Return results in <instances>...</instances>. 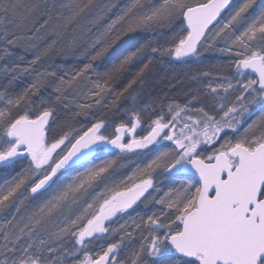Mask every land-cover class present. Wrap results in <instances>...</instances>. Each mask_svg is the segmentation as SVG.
Listing matches in <instances>:
<instances>
[{"label":"snow or ice","instance_id":"6c2138e0","mask_svg":"<svg viewBox=\"0 0 264 264\" xmlns=\"http://www.w3.org/2000/svg\"><path fill=\"white\" fill-rule=\"evenodd\" d=\"M255 5L256 0H241L221 20L232 0H159L151 5L129 0L97 31L89 62L61 77L52 86L53 95L45 97L40 90L48 86L47 77H54V72L39 74L15 95L0 91V169L27 162L12 180L0 185V213L14 209L11 218L0 220V264H264V8L250 14ZM95 7V0H81L71 8L64 5L69 9L65 13L57 12L54 3L49 9L40 0H0V45H5L0 58L11 55L10 46L37 38L36 33L50 23L55 25L53 38L30 66L54 52L61 41L75 45L78 38L69 29ZM102 18L103 9L89 24ZM156 26L173 29L170 47L156 46L152 40L133 43L103 71L96 70L92 61L122 37ZM239 28L243 30L236 34ZM14 29L26 31L18 35ZM218 39L225 43L219 51L229 54L231 70L203 84V91L186 93L185 103H169L167 113L161 111L151 120L146 135H134L141 123L135 106L131 122L116 123L114 131H108L112 121L98 117L82 129L69 125L61 135H49L58 105L67 108L73 103L68 93L81 80L92 85L86 99L99 104L132 65L146 58L114 93L109 107L125 96L135 101L136 88L157 55L199 57L201 47H213ZM21 74L13 75L12 81ZM205 97L210 100L207 108L202 103ZM92 106L77 103L73 119L87 116ZM257 111L260 115L243 127ZM126 135L131 138L124 142ZM112 149L119 150L116 156L145 149L155 155L126 180L105 183L87 201L89 190L95 191L105 181L116 160L70 174L76 166L83 167ZM158 169L169 178H181L159 199L148 201L160 205L159 210L146 219H133L132 230L127 224L110 229L106 222L147 199L151 189L159 191L153 177ZM29 201H34L30 208ZM118 232L123 233L119 240L97 251L89 248L93 240ZM137 233L139 244L119 259L125 239Z\"/></svg>","mask_w":264,"mask_h":264},{"label":"rangeland","instance_id":"374dc122","mask_svg":"<svg viewBox=\"0 0 264 264\" xmlns=\"http://www.w3.org/2000/svg\"><path fill=\"white\" fill-rule=\"evenodd\" d=\"M55 1L56 0H40V3H43V4L46 3L48 6L49 5L52 6L53 3L55 4ZM98 1L100 2V0H98ZM95 2H96V0H95ZM128 2H129V0H122L120 2V4L118 2L117 5H111V6H110L111 3L109 4V1L108 2L102 1L99 3V9L100 10L98 12V8H97V10H95L93 16L95 17L97 14H99L101 12V9H103V18L98 23L92 24V25L90 24V26L87 27V28H91L92 31L91 32H89L87 30L85 31V34L88 35V37H90L89 39H87L88 41L86 40L87 42L84 45L85 52H89L91 50L90 45H91L93 39L95 38L97 31L98 30L102 31L104 26L107 23H109L112 19H114L116 17V15H118L121 12V10L128 4ZM240 2H241V0H235L233 2L232 6L228 10H226V12L223 14L222 17H220V19L221 20L226 19L229 12L232 11L234 7L238 6ZM146 3L150 4V5L156 4V3H159V0H147ZM68 6L70 7V5H68ZM112 6L115 7L114 11H113L114 8H112ZM260 8H264V0H256V5L254 6V8L252 10H250V14L257 12ZM68 10L69 9H67L66 11H68ZM0 19H3V17H0ZM5 23H7V22L5 21ZM175 23H176V26H178L179 22L177 21ZM74 25L75 24H73L71 26V28L69 29V32L72 31V28ZM9 26L11 27V25H8V27ZM37 27H39V25H37ZM20 30L22 32L26 31L24 29H20ZM153 30H155V32H156L155 34H156L157 38H150V39L148 38L147 39L145 37H142L144 39H140V40L138 39V41L140 43H143L146 40H152V41H154V44L156 46L161 45L162 48H167V47L171 46V44H172L171 36H172V31H173L172 28L167 27V26H164V27L156 26L153 28ZM160 30L163 33H159ZM242 30H243V28H239V30L237 31L236 34H239V31H242ZM142 31H144L143 32L144 34L146 33V31L149 32V30H142ZM32 32H35V28L32 29ZM92 32H94V33L92 34ZM37 34L38 33H36V35ZM0 35H2V33H0ZM165 35L168 38L165 39ZM144 36H146V35H144ZM158 37L163 38L165 40H163V42H161L159 44ZM50 39H52V38H50ZM4 46L5 45H0V48H2ZM223 47H225L224 41L221 39H218L215 43V46H213V47H207V45L201 47V50H200L201 55L199 57H187V58H184V59L181 58L178 60L172 56H169V57H170V61H173V62L177 61L176 64L179 65L178 66L179 68L190 71L191 72L190 74L192 75V77H197L198 79H196V81H198L199 84H201V86H202L203 84L208 83L210 80H212L214 76H216L218 74H225V73H228L230 71V70H227L228 68L225 67L226 65H230L229 54L222 53L219 51V49L223 48ZM211 53H212V55H210ZM13 56L14 55L11 56V60L13 59ZM35 57H33V59H35ZM81 57H83V54L81 55ZM13 63L14 62H11V65H13ZM5 65H9V62H8V64H5ZM11 65H10V67H11ZM83 65H84V62H81L78 59H73L70 62V66L72 67L71 74L74 73L75 71H78L80 68L83 67ZM57 68L60 69L62 67H61V65L58 64ZM57 68H54V73L57 76L59 75V73L62 75V71L58 73ZM1 72H3L2 69H0V74H1ZM204 72H209L210 75L209 76H203L202 74ZM89 76L91 77V75H89ZM58 80H59V78H55L53 80L54 84L56 82H58ZM193 80H195V79H193ZM195 85H198V84H195ZM91 86L92 85L90 83H88L87 89L83 90V93L73 95L74 97H72V99H70L71 101H73V103H71L69 105V107L65 108L63 104L58 105L57 113H56V120L51 122V131L49 133L50 136L53 134L57 135V136L61 135L64 131L69 130V125H71L72 127L76 128V129H82L86 126H89L90 123L94 122V120L98 117L112 121L113 123H112L111 127L108 129V131L109 132L114 131L116 123H119L121 121H127L129 123L131 122V110L133 109V106H135V111L139 113L140 119H141V123L137 127L134 135L137 137L144 136L147 134L148 125L151 123V120L155 119L156 115H158L161 111H163L164 113H167V111H168L167 105L169 103L175 101L177 103L183 104L188 99V98H182V99L181 98H175V99H172V101H168L165 103H158L155 106L150 104L148 106L147 104H145L144 101H142V102L140 101L142 96L140 97L139 95H136L137 98L135 101H133L131 99V97L129 96L128 98H126V100H122L123 104H122L121 108H119L117 110L118 112H115V113L110 112L109 114H107L108 111L110 110L109 105L111 104V101L114 99V96L113 97L111 96L110 99L106 100V98H105L103 100L104 103L101 104L100 111L97 114H93L90 117L86 116L83 118L82 117L81 118L75 117V119H73L72 114H73V112H75L77 110L76 109L77 103L90 102V103H92L93 106H95L96 103H95L94 99L93 100H87L86 99L87 90ZM19 91H20V89H19ZM202 91H203V89H202ZM48 96H50V95L48 94L45 97H48ZM78 98H81L82 100L80 99L79 101H77ZM34 100L37 102L39 101V99H37V98ZM100 101H102V100H100ZM66 103H68V101ZM202 103L206 108L210 106V100L208 98L206 101L202 100ZM162 105H163V107H161ZM197 106H199V105H197ZM126 110H128V111H126ZM65 115L66 116L68 115L69 118L66 117ZM259 115H260V112L257 111L250 119L247 120V123H245L243 125V127H247V124L251 123ZM63 118H64V120L61 121ZM242 130H243V128H241V131ZM161 144L164 146L173 147L170 144V142H167V141H162ZM69 147H70V145H69ZM151 147L152 146H150V148ZM204 147L207 149V151H211L210 146H204ZM159 150H163V148H160ZM116 153H114L113 156H110L107 153L101 154L98 159H94L91 163H84L83 167L76 166L74 168V170L71 172L70 175H76L77 172H82V171H84L85 168L91 167L93 164H99L102 161L109 160V159H115L116 160V163L110 169L114 172V174L112 173L110 175L109 174L110 170H109L108 173L105 174V181L102 182L95 189V191L89 190V193L86 196L87 201H91L92 196L95 194V192H98L101 188H103L105 183H107L110 186L112 183H118L121 180H126V178L129 177L137 167H143L145 164L148 163V161L152 158V156L155 155V153H150L149 150H147V149L136 150L134 152L124 153V154H121L120 156H116ZM106 156H110L109 159H105ZM118 159L121 161H119ZM26 163L27 162H25V165H26ZM117 163H120L119 171H118V169L115 170V165H117ZM25 165H19L18 164V165L11 167V168L5 169V170H9V172L6 173V175L1 180H6V181L12 180V178H13L12 176H15L21 170V168L24 167ZM115 174H116V176H114ZM153 177L155 179L156 188H158L159 191H157L156 189H151L150 195L147 196V199L144 198L143 200H141L138 204H136L129 211V213H126L123 215H117L110 222H106V224H108L110 229L111 228H117L118 229L121 224H127L129 226V230H132V228H134V225L132 224L133 219H136L137 221H139V219L141 217H144L146 219L147 215H151L153 211L159 210L160 205H156L154 202L150 203L148 201H150L152 199V197L159 199L161 196L164 195L165 192L168 191V189L170 187L176 186L181 179L180 177H176L174 179L169 178L167 176V174H161L159 169L153 173ZM69 178H70V176H69ZM183 179H188V177H183ZM4 183H5V181H1L0 185H4ZM33 203H34V201H29L26 206L30 208ZM12 211H14V209L9 208L7 211L0 213V220H2L4 218H11L10 213ZM122 234H123L122 232H118L114 236L105 235L101 238L93 240L92 243L89 244V248L93 249V251H97L100 249L101 245L106 247L107 243L115 242L116 240H119L120 235H122ZM138 244H139V234L138 233L130 239L126 238L124 244L121 246V249L119 250L118 258L123 260L126 257H128L130 255L131 250L134 247H136Z\"/></svg>","mask_w":264,"mask_h":264},{"label":"trees","instance_id":"16d2710c","mask_svg":"<svg viewBox=\"0 0 264 264\" xmlns=\"http://www.w3.org/2000/svg\"><path fill=\"white\" fill-rule=\"evenodd\" d=\"M102 1L104 2L109 1V4L111 3L110 4L111 6V5H117L118 2L120 4L122 0H100V2ZM27 2H31V0H27ZM80 2L81 0H56L55 1L56 11L57 12L62 11L67 13L66 11L67 9L63 8L64 5H70V7H72ZM100 2L96 0L95 4L97 5V7L93 8L86 16L78 20V22L75 23V25L73 26L72 31H70V33L75 34L78 38V41L75 45H70L67 40L61 41L57 45L56 50L54 52H51L47 56H43L40 59V61H38L37 64L35 65L30 66V62L33 60V57L40 55V53L50 42L51 40L50 38H53L51 37L52 36L51 32L55 27L54 23H50L49 27L46 29H41V31L36 35L37 38L32 40L25 39L15 46H10L9 51L11 53V56L14 55L13 59L11 60L10 55L3 56V58H0V69H2L3 71L0 74V91L6 90L10 95H15L20 91H22L24 88L28 87L29 84H31L35 79H37L39 74L46 72H54V68H57L59 64L61 65L62 68L60 69L57 68V72L59 73L62 71V75L59 73L60 76L56 75L54 78L47 77L48 86L41 88L40 90L41 95L43 96H47L48 94L53 95L52 94V86L54 85L53 80L55 78L60 79L61 77L67 78L66 74H71L72 67L70 66V62L73 59H78L79 61L84 62V64H86L90 60V57L94 55V52H92L91 50L89 52H85L84 45L88 41L87 39L90 38L88 37V35L85 34V31L86 28L90 26L89 21L93 19L94 17L93 14L95 10H97V8L99 12ZM41 4L43 5V3ZM48 8L51 9L52 6L49 5ZM112 8H114L113 9L114 11L115 7L112 6ZM40 22L41 23L43 22V18H41ZM11 27L9 26V28ZM14 30L17 32L18 35H23L25 33L22 32L20 29H14ZM143 32L144 31H138L136 33L128 34L127 37H122L121 41H118L117 45L113 46L112 49H109V51L105 53L103 57L95 61H92L96 70L98 72L103 71L108 65H110V63L118 55L122 54L130 44L135 43L138 45L140 43L138 39L139 40L144 39L142 37H145L147 39L157 38L155 34L156 32L153 29H149V32L146 31L145 34ZM93 33L94 32H92V34ZM159 33H163V32L160 30ZM166 38L168 37L165 35V39ZM165 39L158 37L159 44L163 42V40ZM159 47H161V45H159ZM82 54L83 57H81ZM210 55H212V53ZM8 62L9 65H5L8 64ZM11 62H14L13 65H11ZM144 62H146V59H142L137 63H135L134 65H132L131 71L126 73L116 84H114L111 91L103 94V98L101 99L102 101H100L99 104H95V106H92L91 109H89V114L87 116L90 117L93 114H97L100 111L101 104L104 103L103 100L105 98L106 100H108L111 98V96L113 97L114 93L119 91L124 86V84L127 83L128 79L131 78L135 70L141 67ZM176 62L170 61V57L167 55L165 56L157 55L156 60H154L153 64L150 66V69L146 73L143 84L136 88L135 94L139 95L140 97L142 96L140 99L141 102L144 101L145 104H147L148 106L150 104L155 106L158 103H165L168 101H172V99L175 98H181V99L189 98L185 94L189 93L193 89L201 88L200 90L202 91L203 88L201 84H199V82L196 81V79L193 80V77L190 74L191 72L179 68L178 67L179 65L176 64ZM160 63H163V65ZM225 67L228 68L227 70H231V65H226ZM25 68H28L27 72H23V69ZM6 69L10 71H6ZM20 73L23 74L19 75L18 79L12 81L13 75H17ZM89 75H91V78L93 80L96 79L93 73L90 72ZM10 81H12L11 84L9 83ZM88 83L89 82L87 80H81L80 83L75 88L69 91L70 92L68 93L69 99H72V97H74L73 95L83 93V90L87 89ZM128 97L129 96H125L121 98L114 107H110V110L108 111L107 114H109L110 112L111 113L118 112L117 110L121 108L123 104L122 100H126V98ZM36 98L40 99L39 96L33 97V99ZM80 99L81 98H78L77 101H79ZM203 100L206 101L207 97L203 98ZM66 102L67 101H65V103ZM66 117H68V115ZM78 117L83 118L86 116L81 115ZM8 172L9 170L0 169V182L1 179Z\"/></svg>","mask_w":264,"mask_h":264},{"label":"flooded vegetation","instance_id":"af4514ba","mask_svg":"<svg viewBox=\"0 0 264 264\" xmlns=\"http://www.w3.org/2000/svg\"><path fill=\"white\" fill-rule=\"evenodd\" d=\"M131 137H129V136H127L126 135V137H125V141L124 142H127L128 141V139H130ZM119 150H117V149H112V150H110L107 154H109L110 156H113L114 155V153H116V152H118ZM136 151V150H135ZM110 156H106V158L105 159H109V157ZM91 159V158H90ZM94 159H92V161H93ZM119 160V159H118ZM119 161H121V160H119ZM84 163H87V162H84ZM119 165H120V163H117V165H115V170H117L118 169V171H119ZM110 170V169H109ZM114 174V172L112 171V170H110L109 171V174L111 175V174ZM114 176H116V174L114 175ZM150 192H151V190H150ZM147 196H148V194H146ZM144 198H142V200H143ZM140 201H138L137 202V204L139 203ZM136 205V204H135ZM134 205V206H135ZM133 206V207H134ZM131 209H129L126 213H129V211H130ZM126 213H123V214H126ZM123 214H118V215H123Z\"/></svg>","mask_w":264,"mask_h":264},{"label":"bare ground","instance_id":"6f19581e","mask_svg":"<svg viewBox=\"0 0 264 264\" xmlns=\"http://www.w3.org/2000/svg\"><path fill=\"white\" fill-rule=\"evenodd\" d=\"M162 65H163V63H161ZM64 120V118L61 120V121H63ZM13 177V176H12ZM1 181H6V180H1Z\"/></svg>","mask_w":264,"mask_h":264},{"label":"water","instance_id":"95a60500","mask_svg":"<svg viewBox=\"0 0 264 264\" xmlns=\"http://www.w3.org/2000/svg\"><path fill=\"white\" fill-rule=\"evenodd\" d=\"M232 2H233V0H232ZM184 58H187V57H184ZM184 58H183V59H184ZM89 159H90V158H89ZM190 175H191V174H190Z\"/></svg>","mask_w":264,"mask_h":264}]
</instances>
